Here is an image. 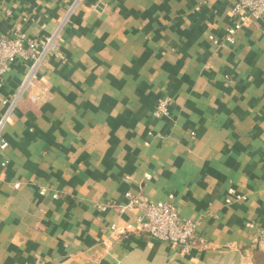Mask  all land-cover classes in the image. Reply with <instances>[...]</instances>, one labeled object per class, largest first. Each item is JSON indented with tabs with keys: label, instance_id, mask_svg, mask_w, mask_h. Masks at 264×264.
I'll return each mask as SVG.
<instances>
[{
	"label": "crops",
	"instance_id": "obj_1",
	"mask_svg": "<svg viewBox=\"0 0 264 264\" xmlns=\"http://www.w3.org/2000/svg\"><path fill=\"white\" fill-rule=\"evenodd\" d=\"M75 1L0 0V40L43 39ZM236 2L78 3L64 58L3 131L0 264H264V18L225 41ZM28 67L6 74L0 116ZM161 98L170 118L155 116ZM230 189L243 198L227 203ZM127 193L171 201L204 243L114 233L142 214L121 212Z\"/></svg>",
	"mask_w": 264,
	"mask_h": 264
},
{
	"label": "built area",
	"instance_id": "obj_2",
	"mask_svg": "<svg viewBox=\"0 0 264 264\" xmlns=\"http://www.w3.org/2000/svg\"><path fill=\"white\" fill-rule=\"evenodd\" d=\"M79 2L81 0L75 1L56 30L43 39L30 38L23 28L19 27L10 38L0 40V86L3 85L6 74L11 71L18 60H22L29 65L19 89L11 99L3 101L6 110L0 116L1 151H5L9 146L8 141L3 136V131L12 122L13 114L20 100L31 88L45 80L40 75L41 67L52 54L64 58L59 48V41L66 23ZM233 14L236 17L235 23L228 28L225 36V41L229 43H235V37L242 28L264 18V0H237L233 8ZM212 40L219 44L216 38L212 37ZM32 99L37 100V97L33 96ZM155 116L160 118L171 117L170 99L161 98L158 100ZM5 165L6 162L2 163V166ZM16 187H19V184H16ZM126 196L129 201L127 205L121 207V212L137 208L141 210L142 214L137 216L133 222L113 224L111 230L114 233L122 237L131 234L148 235L162 242L176 244L185 251H188L194 242L204 243L203 239L197 237L198 223L182 218L171 201L151 202L146 197L133 196L131 193H127ZM233 196L243 198L241 195H236L234 189H230L226 202L230 203ZM53 197L57 198V195H53ZM98 208L107 212L113 209L114 206L111 203H105L99 204ZM248 226L252 227L253 225L249 224Z\"/></svg>",
	"mask_w": 264,
	"mask_h": 264
}]
</instances>
